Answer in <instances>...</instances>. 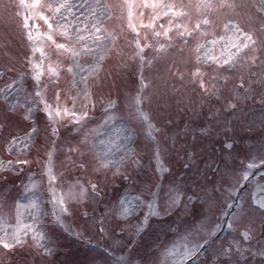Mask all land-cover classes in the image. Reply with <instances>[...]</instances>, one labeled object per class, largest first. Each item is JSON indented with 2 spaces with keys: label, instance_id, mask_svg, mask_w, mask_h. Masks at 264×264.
Segmentation results:
<instances>
[{
  "label": "snow or ice",
  "instance_id": "6c2138e0",
  "mask_svg": "<svg viewBox=\"0 0 264 264\" xmlns=\"http://www.w3.org/2000/svg\"><path fill=\"white\" fill-rule=\"evenodd\" d=\"M0 19V264H264V0Z\"/></svg>",
  "mask_w": 264,
  "mask_h": 264
},
{
  "label": "rangeland",
  "instance_id": "374dc122",
  "mask_svg": "<svg viewBox=\"0 0 264 264\" xmlns=\"http://www.w3.org/2000/svg\"><path fill=\"white\" fill-rule=\"evenodd\" d=\"M6 30H10V26L7 25L4 20L0 19V37H2ZM38 55V54H37ZM116 131L109 127L107 132L101 136V138H106L107 136H111L113 139L116 138ZM0 156L7 157V153L0 151ZM43 195L46 197L47 192H44ZM22 202L26 203V200H22ZM66 247L61 252L58 257L59 260L65 261L66 264H83V261L90 255L86 250L80 245L73 243L71 241H64ZM8 259L16 260L15 257H12L11 254L6 255L4 250L0 249V261H7ZM39 264V260L37 261Z\"/></svg>",
  "mask_w": 264,
  "mask_h": 264
},
{
  "label": "flooded vegetation",
  "instance_id": "af4514ba",
  "mask_svg": "<svg viewBox=\"0 0 264 264\" xmlns=\"http://www.w3.org/2000/svg\"><path fill=\"white\" fill-rule=\"evenodd\" d=\"M254 191H256V195H257V196H259V195H260V193H259V191H258V190H254Z\"/></svg>",
  "mask_w": 264,
  "mask_h": 264
}]
</instances>
